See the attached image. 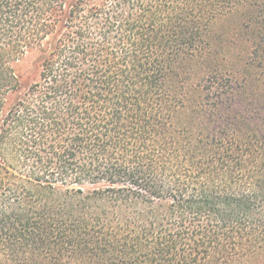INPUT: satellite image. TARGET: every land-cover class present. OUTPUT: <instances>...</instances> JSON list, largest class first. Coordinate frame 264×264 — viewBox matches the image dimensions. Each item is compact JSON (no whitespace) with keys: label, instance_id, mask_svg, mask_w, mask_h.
Wrapping results in <instances>:
<instances>
[{"label":"trees","instance_id":"obj_1","mask_svg":"<svg viewBox=\"0 0 264 264\" xmlns=\"http://www.w3.org/2000/svg\"><path fill=\"white\" fill-rule=\"evenodd\" d=\"M0 264H264V0H0Z\"/></svg>","mask_w":264,"mask_h":264},{"label":"rangeland","instance_id":"obj_2","mask_svg":"<svg viewBox=\"0 0 264 264\" xmlns=\"http://www.w3.org/2000/svg\"><path fill=\"white\" fill-rule=\"evenodd\" d=\"M28 59H29V56H27V58H26L25 60L28 61ZM26 61H25V62H26ZM23 64H24V63H23ZM23 64H22V65H23Z\"/></svg>","mask_w":264,"mask_h":264}]
</instances>
